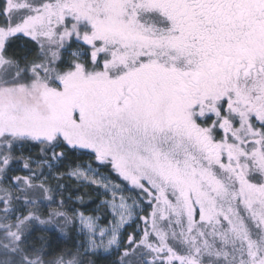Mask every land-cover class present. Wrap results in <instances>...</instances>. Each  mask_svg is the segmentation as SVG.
I'll use <instances>...</instances> for the list:
<instances>
[{
    "label": "snow or ice",
    "instance_id": "snow-or-ice-1",
    "mask_svg": "<svg viewBox=\"0 0 264 264\" xmlns=\"http://www.w3.org/2000/svg\"><path fill=\"white\" fill-rule=\"evenodd\" d=\"M0 264H264V0H0Z\"/></svg>",
    "mask_w": 264,
    "mask_h": 264
}]
</instances>
